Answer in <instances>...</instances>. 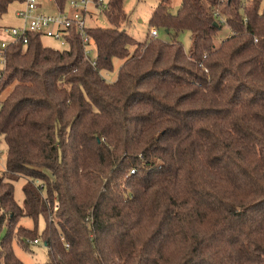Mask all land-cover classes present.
I'll return each instance as SVG.
<instances>
[{"label":"trees","instance_id":"16d2710c","mask_svg":"<svg viewBox=\"0 0 264 264\" xmlns=\"http://www.w3.org/2000/svg\"><path fill=\"white\" fill-rule=\"evenodd\" d=\"M170 1L148 22L169 39L137 42L124 0H106L95 65L73 30L68 49L5 47L0 264L35 239L42 264H264V0Z\"/></svg>","mask_w":264,"mask_h":264},{"label":"rangeland","instance_id":"374dc122","mask_svg":"<svg viewBox=\"0 0 264 264\" xmlns=\"http://www.w3.org/2000/svg\"><path fill=\"white\" fill-rule=\"evenodd\" d=\"M45 1V6H42L41 10H49L53 11L54 6L52 3ZM159 0H124V9L129 16V23L123 24V28L132 35L137 42L143 41L146 36L150 38V26L148 24L150 16L152 14L153 9L158 4ZM180 0H171L170 1V10L172 12L176 11ZM13 6H17L14 2V5H11L8 11L4 16L1 17L0 23L9 24L10 25V18L8 21V15L11 14V9ZM102 8H90V11L87 14V23L90 27H106L108 25V21L105 15L101 12ZM216 11L220 12V8H216ZM219 20L222 22L225 20L224 15L219 16ZM122 26V25H121ZM155 28V27H152ZM157 29V28H156ZM158 38L163 40H168L170 35L165 31L164 28H158ZM230 33V30L225 25L218 36V42L222 37L226 36ZM188 31H183L178 34V39L183 44L185 49L189 48L190 45V37ZM42 44L45 46H49L56 49H62V47L57 43V41L42 37ZM1 55V54H0ZM2 57L0 56V69L3 67ZM122 60L114 59V72L111 73L109 80L113 79V76L117 73V68L121 64ZM12 86L7 87L3 92L0 93V100H2L5 95L11 90ZM0 175H3V170L5 166V158H6V148L4 142H0ZM28 180V178L20 177L19 179L15 180L14 183V198L19 205H22L23 201V192H22V185ZM36 183H39L36 181ZM19 224L26 228L32 229L34 226L33 220L29 217H21ZM44 226L43 218H40L37 223L38 232L42 230ZM31 241V240H30ZM27 248H24L17 244L16 241L13 242V250L16 256L24 263V264H42L47 260V251L45 245L41 242L39 244L30 243Z\"/></svg>","mask_w":264,"mask_h":264},{"label":"built area","instance_id":"2783aa9c","mask_svg":"<svg viewBox=\"0 0 264 264\" xmlns=\"http://www.w3.org/2000/svg\"><path fill=\"white\" fill-rule=\"evenodd\" d=\"M21 6L15 11L16 17L22 21L20 26H4L1 28L3 39L0 40V53L10 42H27L28 34H37L41 38H51L62 47H70L69 35L73 30L83 45L84 56L95 65V44L87 33L89 27L87 14L90 8L100 9L105 6L106 0H67L64 9H57L54 0H47L54 6L53 11L41 10L43 0H17ZM224 21V20H223ZM150 38L158 36L156 28H151ZM256 40V39H255ZM102 78L109 80L111 73L102 72ZM39 244L40 240L30 241Z\"/></svg>","mask_w":264,"mask_h":264},{"label":"crops","instance_id":"0c3cea01","mask_svg":"<svg viewBox=\"0 0 264 264\" xmlns=\"http://www.w3.org/2000/svg\"><path fill=\"white\" fill-rule=\"evenodd\" d=\"M15 3H16V5L17 6H13L12 7V9H11V14L10 15H8V21H9V18H10V25L9 24H4V23H0V40H2L3 39V34H2V31H1V28L2 27H4V26H20V25H22V21L18 18V17H16V15H15V11L21 6V4L16 0V1H14ZM14 2H12V3H10L9 5H8V7H7V11H8V9L10 8V6L11 5H14ZM45 1H43V6H45ZM177 9V8H176ZM6 11V12H7ZM6 12H5V14H6ZM4 13L3 14H1L0 15V21H1V17L2 16H4L5 15ZM41 42H42V39H41ZM1 54V53H0ZM1 57H2V59H3V56H2V54L0 55ZM3 61V65H4V60H2ZM116 75H114L113 76V79H114V77H115Z\"/></svg>","mask_w":264,"mask_h":264}]
</instances>
